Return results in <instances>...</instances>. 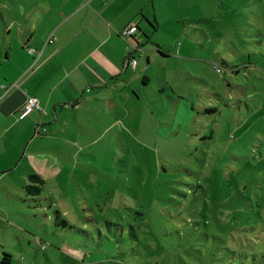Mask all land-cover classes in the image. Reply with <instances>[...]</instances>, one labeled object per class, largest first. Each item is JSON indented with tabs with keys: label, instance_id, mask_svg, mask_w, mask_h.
Wrapping results in <instances>:
<instances>
[{
	"label": "rangeland",
	"instance_id": "rangeland-1",
	"mask_svg": "<svg viewBox=\"0 0 264 264\" xmlns=\"http://www.w3.org/2000/svg\"><path fill=\"white\" fill-rule=\"evenodd\" d=\"M223 1L215 16L224 11V23L198 28L206 36L181 23L148 40L145 50L160 42L169 55L152 57L150 83L116 108L114 130L88 135V111L84 130L75 118L61 125L65 140L42 156L56 170L43 169L41 193L20 176L29 135H0L23 150L19 170L0 181V264H264V0ZM12 21L35 34V0H0V39ZM215 90L229 105L213 106ZM191 104L196 117L185 123Z\"/></svg>",
	"mask_w": 264,
	"mask_h": 264
},
{
	"label": "crops",
	"instance_id": "crops-1",
	"mask_svg": "<svg viewBox=\"0 0 264 264\" xmlns=\"http://www.w3.org/2000/svg\"><path fill=\"white\" fill-rule=\"evenodd\" d=\"M223 2L35 0V34L32 31L30 37L28 33L21 34V23L5 22L2 31L7 36L0 39V135L5 136L11 132H15V136L24 137L23 132L29 135L27 159L30 163L27 170L20 173L21 179L25 181L31 170L35 174L36 169V174L40 176L44 174L43 169L47 172L44 175L56 170V163L50 165L42 160V156L54 149L57 140H65L64 131L71 128L67 125L69 120L75 118L77 128L85 129L89 121L85 111L95 113V118L90 121L93 128L88 129V135L95 128L104 129V133H108L122 123L119 117L121 113L116 112V108L119 109L125 100L140 99L137 87L150 83L151 77L147 73L151 68L152 57L162 60L169 55L160 42H155V50H145L148 40L162 27L178 26L181 23L191 24L206 36L207 32L198 28L204 22H211L216 27L219 22L224 23V11L219 13L220 20L215 16L217 9H222ZM132 23L138 24L139 30L133 36L124 38L122 30ZM11 33L13 35L9 38ZM14 40L19 43L16 48ZM222 41H226L225 38ZM24 42L27 48L35 44L37 52L31 54L26 51ZM130 44L134 46L131 48ZM197 44L204 45L202 42ZM138 53L143 57L138 58ZM133 57L138 61L135 67L129 64ZM227 57H222L221 64L226 66L240 62ZM144 58H147L146 63L142 61ZM242 61L245 63V58ZM197 80L206 82L202 77ZM211 94L216 96L213 100H217L213 106L229 105L222 93L215 90ZM29 97L39 100L41 110L20 119V109ZM169 97L173 104V100L177 103L182 100L181 97ZM222 99L224 105L218 103ZM71 110L74 117L68 113ZM187 111L185 123L196 117L195 104H191ZM63 113H66L65 119ZM40 123L41 128L46 130L39 135L35 126ZM61 125L65 126V130L60 129ZM185 132L186 136L197 134L194 131L191 134ZM10 148L7 149L5 141L0 142V181L4 178L2 174L19 170V164L17 167L15 164L20 162L18 154L23 150L16 143L11 144Z\"/></svg>",
	"mask_w": 264,
	"mask_h": 264
},
{
	"label": "built area",
	"instance_id": "built-area-1",
	"mask_svg": "<svg viewBox=\"0 0 264 264\" xmlns=\"http://www.w3.org/2000/svg\"><path fill=\"white\" fill-rule=\"evenodd\" d=\"M139 27L138 24L136 23H132L129 26L125 27L122 32L121 35L124 38H127L129 36L134 35L137 31H138ZM49 41H52V39H50ZM134 45L130 44V47L132 48ZM31 52H34L35 49H31ZM36 52V51H35ZM128 64V61H126V65ZM130 64L135 67V65L137 64V60L136 59H132L130 61ZM214 68L217 72L221 73L222 72V66L219 65H214ZM40 105H39V100L35 97H29L26 102L23 104V106L20 109V118H25L26 116H28L30 113H32L33 111H35L36 109H39Z\"/></svg>",
	"mask_w": 264,
	"mask_h": 264
},
{
	"label": "trees",
	"instance_id": "trees-1",
	"mask_svg": "<svg viewBox=\"0 0 264 264\" xmlns=\"http://www.w3.org/2000/svg\"><path fill=\"white\" fill-rule=\"evenodd\" d=\"M223 69V67H222ZM223 71V70H222ZM217 110V108H210V110ZM30 182L26 183L25 188L27 191L34 195L39 194L44 190V184H45V179H43L40 175L38 174H30ZM35 181L38 182L39 185L35 184Z\"/></svg>",
	"mask_w": 264,
	"mask_h": 264
},
{
	"label": "clouds",
	"instance_id": "clouds-1",
	"mask_svg": "<svg viewBox=\"0 0 264 264\" xmlns=\"http://www.w3.org/2000/svg\"><path fill=\"white\" fill-rule=\"evenodd\" d=\"M138 30H139V29H138ZM136 33H137V32H136ZM132 36H133V35H132ZM132 45H133V44H132ZM139 49L143 50L141 47H139ZM30 50H31V49H29V51H30ZM35 51L37 52V49H35ZM35 51H34V52H31V51H30V52H31L32 54H34V53H36ZM132 59H136V58L133 57ZM132 59H130V61H131ZM37 60H38V59H37ZM136 60H137V59H136ZM137 62H138V61H137ZM129 64H130V63H129ZM39 105H40V103H39ZM36 110H41V106H40L39 109H36ZM36 110H35V111H36ZM35 111H33V112H35ZM33 112H32V113H33ZM32 113H30L29 115H31ZM44 113H46L45 110H44ZM29 115H28V116H29ZM28 116H26V117H28ZM26 117H25V118H26ZM19 118H20V113H19ZM20 119H24V118H20ZM41 126H42L41 123L36 125V132H37V134H39V135H40L41 133L45 132V130H46V129L43 130V129L41 128ZM38 127H39L40 129H38ZM42 248H44V246H42Z\"/></svg>",
	"mask_w": 264,
	"mask_h": 264
}]
</instances>
